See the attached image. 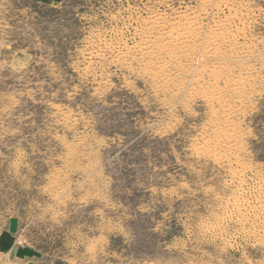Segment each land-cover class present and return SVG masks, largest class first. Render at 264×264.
<instances>
[{
    "label": "rangeland",
    "instance_id": "374dc122",
    "mask_svg": "<svg viewBox=\"0 0 264 264\" xmlns=\"http://www.w3.org/2000/svg\"><path fill=\"white\" fill-rule=\"evenodd\" d=\"M0 264H264V0H0Z\"/></svg>",
    "mask_w": 264,
    "mask_h": 264
},
{
    "label": "bare ground",
    "instance_id": "6f19581e",
    "mask_svg": "<svg viewBox=\"0 0 264 264\" xmlns=\"http://www.w3.org/2000/svg\"><path fill=\"white\" fill-rule=\"evenodd\" d=\"M205 52V51H204Z\"/></svg>",
    "mask_w": 264,
    "mask_h": 264
}]
</instances>
